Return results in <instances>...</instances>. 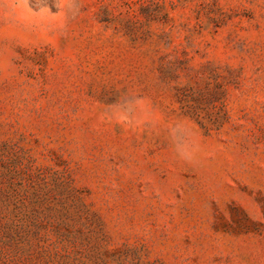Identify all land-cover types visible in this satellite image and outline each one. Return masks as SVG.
<instances>
[{"label":"rangeland","instance_id":"rangeland-1","mask_svg":"<svg viewBox=\"0 0 264 264\" xmlns=\"http://www.w3.org/2000/svg\"><path fill=\"white\" fill-rule=\"evenodd\" d=\"M0 264H264V0H0Z\"/></svg>","mask_w":264,"mask_h":264},{"label":"clouds","instance_id":"clouds-1","mask_svg":"<svg viewBox=\"0 0 264 264\" xmlns=\"http://www.w3.org/2000/svg\"><path fill=\"white\" fill-rule=\"evenodd\" d=\"M21 2H23V0H21Z\"/></svg>","mask_w":264,"mask_h":264}]
</instances>
